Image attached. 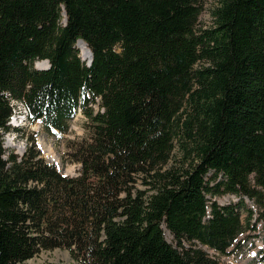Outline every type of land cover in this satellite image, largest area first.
Segmentation results:
<instances>
[{
  "label": "trees",
  "instance_id": "1",
  "mask_svg": "<svg viewBox=\"0 0 264 264\" xmlns=\"http://www.w3.org/2000/svg\"><path fill=\"white\" fill-rule=\"evenodd\" d=\"M202 9L0 0V264L56 248L78 264H223L246 224L243 200H213L222 193L253 199L264 224V0H217L209 26ZM19 103L51 132L84 111L78 175L36 138L21 155L4 145L22 129L10 122Z\"/></svg>",
  "mask_w": 264,
  "mask_h": 264
},
{
  "label": "rangeland",
  "instance_id": "2",
  "mask_svg": "<svg viewBox=\"0 0 264 264\" xmlns=\"http://www.w3.org/2000/svg\"><path fill=\"white\" fill-rule=\"evenodd\" d=\"M203 9L200 14L198 26H209L212 24L213 19L211 10L216 5L217 0H202ZM80 54L83 50L78 45ZM87 60V59H85ZM38 61V60H37ZM36 61V62H37ZM35 62V64H37ZM49 63L44 65L48 67ZM92 104V103H91ZM93 107L97 110L100 108L98 103H93ZM16 115L13 120L14 124H18L22 129L13 133H6L4 138V145L7 148H13L20 155L26 150L29 141L36 140L37 147L41 150L43 156L48 161L56 163L57 168L64 174L69 176H75L79 174L80 163L73 160V150L75 145L79 141L88 138L90 136V124L89 118L80 108L78 109L75 117L70 121V127L67 132H51L47 130L40 120H29L25 118V106L21 103L15 105ZM24 117V118H23ZM180 150L176 145L172 153V161H174ZM254 183V181H253ZM222 205L229 203H237L243 200L245 206L242 207L244 222L246 229L238 237L235 244L230 248V252L226 255L220 256V261L223 264H264V249L254 255V251H257L263 246L264 241V224L262 222H256L259 207L258 204L245 195L237 196L232 193H222L213 198ZM252 209L254 211L253 218L251 220L250 227H247V221L245 219L247 210ZM255 225V228H253ZM169 241L174 242L173 236L167 233ZM207 249V248H206ZM211 255L218 256V253L212 249H207ZM262 255V256H261ZM257 257V258H256ZM25 264H78L73 259L71 253L66 248H56L53 250H45L29 259Z\"/></svg>",
  "mask_w": 264,
  "mask_h": 264
},
{
  "label": "bare ground",
  "instance_id": "3",
  "mask_svg": "<svg viewBox=\"0 0 264 264\" xmlns=\"http://www.w3.org/2000/svg\"><path fill=\"white\" fill-rule=\"evenodd\" d=\"M78 45L81 47V49L83 50V53H82V55H83V57L85 58V59H87V60H89L91 57H92V51H90V49L87 47V45L83 42V41H80L79 43H78ZM47 62L49 63V61L48 60H42L41 62H38L36 65L38 66V67H44V65H46L47 64ZM27 108V107H26ZM26 110V109H25ZM28 110V109H27ZM14 113V112H13ZM29 113V112H28ZM13 115V114H12ZM11 118V117H10ZM14 118H15V115L12 117V119H11V123L12 124H14L13 123V120H14ZM24 118V117H23ZM28 119H29V114H28V117H27ZM30 120V119H29ZM15 125H17L18 126V124L16 123ZM19 127V126H18ZM264 249V241H263V246L260 248V249H258L257 251H254V255L256 254H259L262 250ZM262 256V255H261Z\"/></svg>",
  "mask_w": 264,
  "mask_h": 264
},
{
  "label": "water",
  "instance_id": "4",
  "mask_svg": "<svg viewBox=\"0 0 264 264\" xmlns=\"http://www.w3.org/2000/svg\"><path fill=\"white\" fill-rule=\"evenodd\" d=\"M48 60V59H47ZM92 60H93V52H92V57L88 60V63H91L92 62ZM49 61V60H48ZM49 64H50V62H49ZM36 65V64H35ZM36 67H38L37 65H36ZM49 67V66H48ZM39 68H47V67H39Z\"/></svg>",
  "mask_w": 264,
  "mask_h": 264
}]
</instances>
